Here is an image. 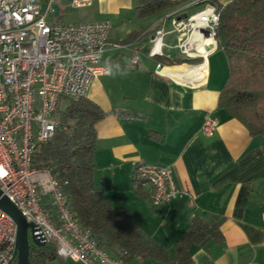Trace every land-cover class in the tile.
<instances>
[{
    "label": "crops",
    "instance_id": "0c3cea01",
    "mask_svg": "<svg viewBox=\"0 0 264 264\" xmlns=\"http://www.w3.org/2000/svg\"><path fill=\"white\" fill-rule=\"evenodd\" d=\"M60 1L54 20L64 22ZM137 5L138 0H92L82 19L72 22L112 25L101 63L108 72L94 78L87 93L107 113L95 126L94 183L111 206L128 209L172 259L176 241L194 217L219 221L220 237L191 245L188 264H264V138L250 135L241 121L218 106L229 76L223 50L210 43L202 45L197 56L188 57L176 46L174 19L204 5L184 0L144 18L137 17ZM157 28L163 30V44L160 53L150 55ZM175 50L184 61L164 64L163 60L177 59ZM134 55L139 56L137 65L129 63ZM195 58L200 62L187 61ZM206 116L216 122L212 136L201 131ZM137 162L169 167L182 194L152 207L149 189L134 183ZM138 258L165 264L142 257L127 264ZM170 264L179 262L174 259Z\"/></svg>",
    "mask_w": 264,
    "mask_h": 264
},
{
    "label": "built area",
    "instance_id": "2783aa9c",
    "mask_svg": "<svg viewBox=\"0 0 264 264\" xmlns=\"http://www.w3.org/2000/svg\"><path fill=\"white\" fill-rule=\"evenodd\" d=\"M187 1L204 6L174 19L173 25L180 52L195 57L202 45H216L219 14L210 0ZM91 3L70 0L75 9ZM54 12L52 0L43 6L41 0H0V191L33 225L31 234L53 246L56 256L82 264H127L79 226L50 170L32 166L35 150L51 141L59 126L55 111L60 97L87 96L93 79L108 72L101 56L110 44L111 23H64L54 20ZM162 35V29H155L150 55L160 53ZM138 61L134 55L129 63ZM215 130L216 122L206 116L202 134L212 136ZM132 177L149 189L152 207L182 194L169 167L137 162ZM16 234L15 222L0 210V264H17Z\"/></svg>",
    "mask_w": 264,
    "mask_h": 264
},
{
    "label": "trees",
    "instance_id": "16d2710c",
    "mask_svg": "<svg viewBox=\"0 0 264 264\" xmlns=\"http://www.w3.org/2000/svg\"><path fill=\"white\" fill-rule=\"evenodd\" d=\"M181 2L138 0L135 12L138 18H144L170 10ZM210 2L219 14L216 49L223 50L229 65V76L220 92L218 106L241 121L250 135L264 138V0H231L226 4L214 0ZM183 61L163 60V63L174 65ZM187 61L200 62L199 58ZM62 98L69 100L64 109L59 108ZM59 101L55 111L59 126L51 141L35 150L32 166L50 170L61 183L76 222L81 228L89 230L109 254L125 263L142 257L154 258L165 264L174 259L179 264H188L191 245L220 237L219 221L205 222L193 217L185 235L176 241L172 259L167 248L137 225L128 209L111 206L103 190L94 183L92 152L96 140L95 126L107 113L87 96L75 99L63 96ZM47 207L54 219L53 207ZM40 249L44 251L41 255L38 254ZM54 257L53 246H32L29 264H44Z\"/></svg>",
    "mask_w": 264,
    "mask_h": 264
},
{
    "label": "water",
    "instance_id": "95a60500",
    "mask_svg": "<svg viewBox=\"0 0 264 264\" xmlns=\"http://www.w3.org/2000/svg\"><path fill=\"white\" fill-rule=\"evenodd\" d=\"M161 68V65L157 67ZM0 210L8 214L16 224V245H15V257L17 264H29L30 249L33 246L44 247L45 244L40 242L37 237L31 234V244L29 242L28 230L33 231V225L25 221V218L21 214L20 210L2 194L0 191Z\"/></svg>",
    "mask_w": 264,
    "mask_h": 264
},
{
    "label": "rangeland",
    "instance_id": "374dc122",
    "mask_svg": "<svg viewBox=\"0 0 264 264\" xmlns=\"http://www.w3.org/2000/svg\"><path fill=\"white\" fill-rule=\"evenodd\" d=\"M57 1L58 0H56L54 2V7L56 9L55 16L59 15V12H60V5H59V3ZM41 2H42V4H44L45 0H41ZM60 2L65 7L64 14H62V15H64L63 16V21L64 22L71 23V24H72V22H77V21L81 20L83 14L87 12L86 9H84V8H82V9L71 8L69 6L70 0H61ZM173 56L177 57V59H183V56L176 50L174 51V55ZM68 102H69V100L67 98H62L59 101V108L60 109H64L65 106L68 104ZM28 235H29V242L31 244L32 242H31V232H30V230H28ZM47 247H50V245H47ZM148 261H151V262H145V263H147V264H152V263L158 264V262H155V261H152V260H148ZM145 263H144V260H141V259L138 258V259L133 260L131 264H145ZM44 264H82V263L75 262V261H73L71 259H62L59 256H56L54 258L46 260Z\"/></svg>",
    "mask_w": 264,
    "mask_h": 264
},
{
    "label": "flooded vegetation",
    "instance_id": "af4514ba",
    "mask_svg": "<svg viewBox=\"0 0 264 264\" xmlns=\"http://www.w3.org/2000/svg\"><path fill=\"white\" fill-rule=\"evenodd\" d=\"M41 250H42V249H40L39 251H41ZM43 253H44V251H41V252H39L38 254H40V255H41V254H43Z\"/></svg>",
    "mask_w": 264,
    "mask_h": 264
}]
</instances>
